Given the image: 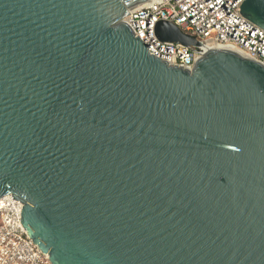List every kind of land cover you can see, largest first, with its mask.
I'll use <instances>...</instances> for the list:
<instances>
[{
	"label": "water",
	"instance_id": "obj_1",
	"mask_svg": "<svg viewBox=\"0 0 264 264\" xmlns=\"http://www.w3.org/2000/svg\"><path fill=\"white\" fill-rule=\"evenodd\" d=\"M147 1L0 0V197L51 264H264V64H168L124 19Z\"/></svg>",
	"mask_w": 264,
	"mask_h": 264
},
{
	"label": "built area",
	"instance_id": "obj_2",
	"mask_svg": "<svg viewBox=\"0 0 264 264\" xmlns=\"http://www.w3.org/2000/svg\"><path fill=\"white\" fill-rule=\"evenodd\" d=\"M243 1L151 0L129 9L124 19L148 51L170 65L192 70L213 46L231 47L264 64V29L240 13ZM160 21L174 23L196 42L161 40L156 34ZM22 208L23 203L12 194L0 197V264H51L26 232Z\"/></svg>",
	"mask_w": 264,
	"mask_h": 264
},
{
	"label": "bare ground",
	"instance_id": "obj_3",
	"mask_svg": "<svg viewBox=\"0 0 264 264\" xmlns=\"http://www.w3.org/2000/svg\"><path fill=\"white\" fill-rule=\"evenodd\" d=\"M150 1H151V0H149V1L145 2V3L141 4V5H145V4L149 3Z\"/></svg>",
	"mask_w": 264,
	"mask_h": 264
}]
</instances>
